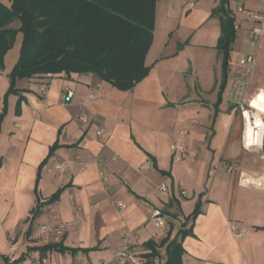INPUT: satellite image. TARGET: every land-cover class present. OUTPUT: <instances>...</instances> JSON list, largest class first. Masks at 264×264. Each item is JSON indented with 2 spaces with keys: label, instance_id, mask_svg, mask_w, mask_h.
<instances>
[{
  "label": "crops",
  "instance_id": "obj_1",
  "mask_svg": "<svg viewBox=\"0 0 264 264\" xmlns=\"http://www.w3.org/2000/svg\"><path fill=\"white\" fill-rule=\"evenodd\" d=\"M220 2L157 0L146 57L150 72L131 91L92 74L59 73L19 79L21 92L9 93L20 49L13 59L5 57L0 70V111L6 110L0 132V249L11 250V260L24 254L27 260L20 264H36L46 256L62 264L112 263L129 234L143 258L146 242L159 243L168 233L173 239L200 203V213L188 224L192 235L183 240L184 264H264V131L260 146H253L248 139L253 127L240 108L246 103L264 120L259 105L264 101L258 99L264 94V27L256 54V49L231 52L222 86L221 26L212 15ZM0 3L10 6L12 0ZM263 7L264 0L246 4L248 12ZM17 37L21 48L22 34ZM248 54H254V65H241ZM69 91L73 97L67 101ZM176 140L187 150L182 159L171 150ZM56 141L61 147L48 158L37 183L39 166ZM60 189L59 199L34 216L38 195L46 200ZM154 209L168 215L164 228L152 220ZM231 222L246 225L249 232L236 237ZM44 225L53 230H43ZM60 241L98 249L28 251Z\"/></svg>",
  "mask_w": 264,
  "mask_h": 264
},
{
  "label": "trees",
  "instance_id": "obj_2",
  "mask_svg": "<svg viewBox=\"0 0 264 264\" xmlns=\"http://www.w3.org/2000/svg\"><path fill=\"white\" fill-rule=\"evenodd\" d=\"M156 4L157 0H12L10 6L0 3V70L4 68L5 55L13 47L17 34H22L20 55L9 74L8 92H21L17 87L19 79L41 78L49 73L92 74L118 90H133L150 72L146 57L153 42ZM212 15L219 17L221 26L217 48L222 64L223 86L236 39V19L229 7V0H221ZM22 100L20 95L17 113L20 112ZM5 115V109L0 111V132ZM59 147L58 141L50 147L48 157L39 166L37 183L44 164ZM61 190L46 200H41L38 195L33 215H39L44 206L56 202ZM35 191L38 194V184ZM199 213L200 203L181 223L173 239L168 233L159 243L146 242L144 257H139L140 262L184 264L183 240L192 235L188 224ZM31 230L32 225L29 233ZM53 249L75 254L78 251L88 253L98 249V246L71 248L60 241L31 246L28 251L45 255ZM25 256L23 254L11 260L0 253V264H17ZM2 260L4 263H1Z\"/></svg>",
  "mask_w": 264,
  "mask_h": 264
},
{
  "label": "built area",
  "instance_id": "obj_3",
  "mask_svg": "<svg viewBox=\"0 0 264 264\" xmlns=\"http://www.w3.org/2000/svg\"><path fill=\"white\" fill-rule=\"evenodd\" d=\"M248 0H237L236 6L240 11L246 10V4ZM248 19L252 22L251 28L248 30V38L251 43L254 45H258L261 41L264 27V7L261 10L249 11ZM238 25H236L237 29ZM255 63L254 54H248L244 56L240 60L241 65L253 66ZM53 74H46L47 78H50ZM47 89V82L43 85V92ZM73 97L72 92H68L65 96L67 101L71 100ZM92 97V96H91ZM248 109H243V114L246 113ZM250 111V110H248ZM252 112V111H251ZM81 119L86 120L85 117H81ZM184 133V132H182ZM171 150L173 152V156L176 159H182L186 156L187 150L185 144L181 140H176L171 144ZM103 179L107 181L108 177L105 172L102 173ZM161 189L165 190V185L161 186ZM168 219V215L164 213L161 209H154L152 220L158 227L164 228L166 221ZM230 228L235 232L236 237H243L249 232V228L241 223L231 222ZM42 229L51 232L53 229L48 226H42ZM132 234H129L124 237L122 247L116 252L114 261L112 263L104 262L103 264H143L139 260V256L137 252L134 250V241H132ZM36 264H60L49 257H39L36 261Z\"/></svg>",
  "mask_w": 264,
  "mask_h": 264
},
{
  "label": "rangeland",
  "instance_id": "obj_4",
  "mask_svg": "<svg viewBox=\"0 0 264 264\" xmlns=\"http://www.w3.org/2000/svg\"><path fill=\"white\" fill-rule=\"evenodd\" d=\"M230 6H233L234 7V12L236 13V24H240L238 25L239 29H238V37L235 39L233 45H232V53H239V52H243V53H246V52H253L255 51L256 49V52L255 54L257 53V50L260 46V43L261 41L259 42V44L256 46L254 44L251 43L250 39L248 38V35L246 34V29L247 27L249 26V22L250 20L248 19V11L247 10H244V11H240L237 6H236V1L235 0H232L229 7ZM20 49V39L17 37L13 47L7 52L6 56L8 60H10L11 58L13 59L14 58V55L18 53ZM263 68H264V65H263ZM262 68V69H263ZM205 96V95H204ZM208 96L207 98H209V93H207ZM242 107L241 108V111H243V109H248L250 111H253L254 112V109L252 108H249L248 105L246 103H243L241 105ZM0 253L2 255H5V256H11L12 254V251L11 250H6V249H0ZM24 260H27L26 258ZM23 262V261H22ZM20 262V263H22ZM1 263H4V261L2 260ZM20 263H17V264H20ZM30 263V262H28ZM62 264V263H60Z\"/></svg>",
  "mask_w": 264,
  "mask_h": 264
},
{
  "label": "bare ground",
  "instance_id": "obj_5",
  "mask_svg": "<svg viewBox=\"0 0 264 264\" xmlns=\"http://www.w3.org/2000/svg\"><path fill=\"white\" fill-rule=\"evenodd\" d=\"M260 101H264V94L260 95L258 97ZM262 104V105H261ZM261 107L264 108V104L260 103ZM260 107V108H261ZM254 112L252 111H246L245 115L250 119V124L253 127V130H251V133H248V139L251 141L253 146L259 147L262 143V137H263V131H264V120L262 117V114L255 108ZM249 124V123H248Z\"/></svg>",
  "mask_w": 264,
  "mask_h": 264
}]
</instances>
